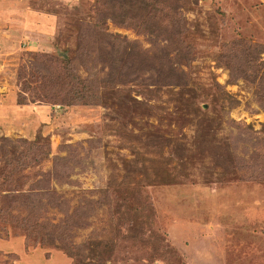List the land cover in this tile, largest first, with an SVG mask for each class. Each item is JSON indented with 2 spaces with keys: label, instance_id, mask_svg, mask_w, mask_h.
Wrapping results in <instances>:
<instances>
[{
  "label": "rangeland",
  "instance_id": "rangeland-1",
  "mask_svg": "<svg viewBox=\"0 0 264 264\" xmlns=\"http://www.w3.org/2000/svg\"><path fill=\"white\" fill-rule=\"evenodd\" d=\"M57 261L264 264V0H0V264Z\"/></svg>",
  "mask_w": 264,
  "mask_h": 264
},
{
  "label": "trees",
  "instance_id": "trees-1",
  "mask_svg": "<svg viewBox=\"0 0 264 264\" xmlns=\"http://www.w3.org/2000/svg\"><path fill=\"white\" fill-rule=\"evenodd\" d=\"M59 261H62L61 259H59ZM58 262V261H57ZM59 264H61V262H58Z\"/></svg>",
  "mask_w": 264,
  "mask_h": 264
}]
</instances>
